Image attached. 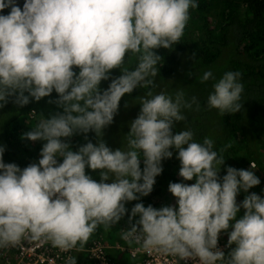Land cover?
Returning a JSON list of instances; mask_svg holds the SVG:
<instances>
[{"label":"clouds","instance_id":"obj_1","mask_svg":"<svg viewBox=\"0 0 264 264\" xmlns=\"http://www.w3.org/2000/svg\"><path fill=\"white\" fill-rule=\"evenodd\" d=\"M198 6L197 0H25L21 8L16 0H0V13L10 9L0 14V107L9 97L24 106L30 97L38 102L55 90L60 109L22 134L32 150L20 145L14 156L33 152L35 162L22 169L5 163L0 146V251L22 239H43L61 251L83 249L97 236L114 257L128 241L185 264H264V146L261 160L247 163L240 154L236 160L243 166L231 164L220 177L225 158L212 139L197 142L191 129L173 132L186 120L182 110L199 108L197 98L186 99L182 89L174 95L152 91L162 58L155 50L180 41L189 10ZM129 54L135 67L125 64ZM117 68L122 74L101 90V81ZM241 76L225 72L212 85L207 106L221 114L239 111ZM210 78L209 70L200 79ZM137 87L148 89L139 97V114L124 146L112 150L101 138L103 129L121 98ZM90 131L97 143L89 140L73 151L66 138L83 133L87 140ZM170 149L180 169L163 190L164 201L136 203L129 221L111 233L128 212L126 202L151 197L162 161L173 156ZM86 167L99 170V181ZM240 191L246 196L238 202ZM77 252L95 264L87 252ZM77 252L66 264H76ZM0 264H8L1 255Z\"/></svg>","mask_w":264,"mask_h":264},{"label":"trees","instance_id":"obj_2","mask_svg":"<svg viewBox=\"0 0 264 264\" xmlns=\"http://www.w3.org/2000/svg\"><path fill=\"white\" fill-rule=\"evenodd\" d=\"M25 0H16V3L22 8ZM198 8L190 9L189 23L186 25L184 34L180 41L172 46L171 49L160 47L155 51L161 55V60L156 67L159 69L158 77L169 78L179 72L187 82H191L198 91L197 102L202 119L193 117L194 126L201 122L210 123L217 137L212 139L215 148L220 155L225 158L224 164L221 165L219 176L226 174L227 166L234 164L232 167L243 166L241 161L236 158L241 156L243 161L249 163L250 158L261 160L263 153L259 152V147L264 146V0H197ZM9 8H5L0 14H7ZM183 55L184 58L181 57ZM135 58L131 54L126 56V66L135 67ZM73 70L78 73L79 69L73 66ZM211 71L213 78L201 82V77L205 71ZM227 71L241 72L240 82L244 86L241 94V108L235 113L226 112L221 114L218 109L207 106V98L213 91L212 85L223 76ZM121 69L111 70V75L118 77L121 75ZM160 78V79H161ZM103 81V80H102ZM101 81V83H102ZM101 90L106 89L109 85L104 86ZM154 88H152L153 91ZM148 91L144 88L137 87L131 94H125L121 100L131 102L139 96H143ZM140 92V94H138ZM155 93V92H154ZM27 95V93H25ZM58 94L53 90L50 96L35 101L30 97L27 105L20 106L14 103L15 97H9L8 102L0 107V146L5 148L3 160L5 163H15L21 169L32 162H35V153H29L30 157H16L20 153V145L25 149L32 150L26 144L27 138H22V134L32 130L41 118L48 117L51 113L60 109L54 103ZM49 101H53L49 103ZM2 103V102H0ZM136 105L131 107H135ZM120 114L114 116V123H119L125 129H130L132 112L126 107L122 108ZM30 116L32 118H30ZM112 125L103 129V134L109 132ZM75 134L66 138L73 151L78 150L79 146L87 143L89 140L94 144L97 143L96 134L92 131L86 134ZM114 131L106 134L108 140L114 139ZM206 135L198 139L203 142ZM196 140V138L194 137ZM108 145V142L106 141ZM226 145H230L226 150ZM124 146V143H123ZM256 146L258 151H252L249 147ZM109 147V145H108ZM112 150L114 146L110 147ZM178 151V150H177ZM176 151V152H177ZM235 160V161H233ZM163 171L158 175L156 183L153 186V194L149 199L140 197V200L129 201L125 203L128 212L119 222L114 224L110 231H118L123 221H129L131 209L136 203L142 202L145 207L150 204H157L164 201V189L167 183L174 176H179L180 161L177 153L171 158L162 161ZM173 167L178 168V173L172 171ZM141 169H143V160L141 158ZM86 174L91 175L93 179L99 181V170H92L88 167L85 169ZM176 174V175H175ZM195 182V178L193 179ZM111 182V180L107 181ZM246 193L240 191L237 195V201L244 198ZM139 216L133 218V222ZM101 227L97 231H101ZM112 234L109 239L113 241ZM90 264L93 262L88 259Z\"/></svg>","mask_w":264,"mask_h":264},{"label":"built area","instance_id":"obj_3","mask_svg":"<svg viewBox=\"0 0 264 264\" xmlns=\"http://www.w3.org/2000/svg\"><path fill=\"white\" fill-rule=\"evenodd\" d=\"M119 246L120 244L116 245L117 248ZM109 248L111 246H108L107 249L103 240L97 236L89 241L83 249H79L78 246L77 249L70 251H61L43 239L35 241L22 239L15 246L1 248L0 255L8 264H66L68 257H74L77 251L82 250L88 253L95 264H123L117 256L119 252L114 257L110 255L113 250ZM218 248L222 249V246L219 245ZM131 252L133 264H185V261H179L178 258L169 255H161L155 251L149 253L137 244H134ZM187 264H193V261L190 259Z\"/></svg>","mask_w":264,"mask_h":264},{"label":"rangeland","instance_id":"obj_4","mask_svg":"<svg viewBox=\"0 0 264 264\" xmlns=\"http://www.w3.org/2000/svg\"><path fill=\"white\" fill-rule=\"evenodd\" d=\"M181 57L184 58L183 55H181ZM181 69L183 70V68L180 67L179 72L176 75L171 76L172 86H170V83L168 81L169 78H161V77L156 76L155 82H156L157 86L153 89V92L158 93V92L163 91V92H166L168 94L174 95L176 91L182 89L185 93L186 99L190 100L193 96L198 99V91H196V89L194 88V86L191 82L186 81V79L183 77V75L181 73ZM115 77H116L115 75H111L109 80H103L102 83L100 84V88L102 89L103 82L105 83L104 86L109 85L111 82V78H115ZM145 90H147V89H145ZM141 92L143 94H145L144 91L141 90ZM138 94H140V92ZM139 97H137V99H135V100H132L131 102H126V101L121 100L120 105H119V110H118L117 114L115 115V118L117 115L120 114V111L123 110L122 108L125 107V104H127L126 109L131 110L132 118L135 119L137 117V115L139 114L140 107H141L140 103L138 102ZM131 105L132 106L136 105V106L131 107ZM182 111H183L184 115L186 116V120L177 122L175 124V126L173 128L174 133L181 131V130H185V129H191L194 133V137L196 138V141H200V139H198V138L201 137L202 135H206V137H208L210 139H213V138L215 139L217 137L216 131H214V129L210 125V123L201 122V124L194 126L195 123L192 122L194 116H196L198 119H202L204 117L201 113V109L200 108L197 109L195 104L193 105L192 109H184ZM111 125H112V123L109 126H107L106 128L110 127ZM111 131H114L116 133V137L114 139H111V140H108L105 138H102V139L105 142L106 141L108 142L109 147L114 146L115 150L118 148H122L123 143H124V137L130 131V129L127 130V129L123 128L121 124L114 123L109 132H111ZM109 132H105V134H103L102 137H105L106 134H108ZM170 151L173 152V156H174L173 149H170ZM249 161H251V159H249ZM172 171L177 174L178 168L173 167ZM262 175L264 176L263 170H262Z\"/></svg>","mask_w":264,"mask_h":264},{"label":"crops","instance_id":"obj_5","mask_svg":"<svg viewBox=\"0 0 264 264\" xmlns=\"http://www.w3.org/2000/svg\"><path fill=\"white\" fill-rule=\"evenodd\" d=\"M240 202L242 199L239 200ZM125 248L117 254L118 258L124 262L125 264H132V256L130 254V250L134 246V243L125 242ZM76 264H90L88 262L87 254L84 252H77L76 255Z\"/></svg>","mask_w":264,"mask_h":264},{"label":"flooded vegetation","instance_id":"obj_6","mask_svg":"<svg viewBox=\"0 0 264 264\" xmlns=\"http://www.w3.org/2000/svg\"><path fill=\"white\" fill-rule=\"evenodd\" d=\"M102 227H103V226H102ZM102 227H101V228H102ZM98 228H100V226H99ZM98 228H97V229H98Z\"/></svg>","mask_w":264,"mask_h":264}]
</instances>
